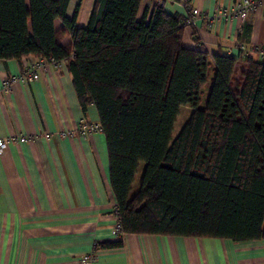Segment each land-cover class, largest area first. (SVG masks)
I'll use <instances>...</instances> for the list:
<instances>
[{"label":"trees","instance_id":"trees-1","mask_svg":"<svg viewBox=\"0 0 264 264\" xmlns=\"http://www.w3.org/2000/svg\"><path fill=\"white\" fill-rule=\"evenodd\" d=\"M141 2L93 0L78 27L79 1L67 17L68 0H0V59L65 63L81 110L95 108L123 235L264 238V62L208 53L196 35L201 47H186L184 10L138 14ZM183 105L191 111L170 140Z\"/></svg>","mask_w":264,"mask_h":264},{"label":"crops","instance_id":"crops-1","mask_svg":"<svg viewBox=\"0 0 264 264\" xmlns=\"http://www.w3.org/2000/svg\"><path fill=\"white\" fill-rule=\"evenodd\" d=\"M77 1L76 24L83 27L93 0H68L67 17ZM236 1L190 3L211 15ZM156 2L142 0L138 14ZM162 8L169 14L183 12L171 1ZM54 24L57 28L61 22ZM194 35L208 53L264 62V5H255L243 20H197L195 27L183 30L186 47H201L194 44ZM69 41L65 37L62 44ZM21 60L0 59V86L23 68ZM241 69L238 65V74ZM79 123L97 124V114L91 104L81 110L63 61L47 65L36 81L14 82L8 92L0 91V138L8 139L0 152V264H80L87 253L95 256L89 264H264V238L124 234L120 246L95 248V243L118 240L110 232L115 200L101 131L60 134ZM28 135L24 142L9 140Z\"/></svg>","mask_w":264,"mask_h":264},{"label":"built area","instance_id":"built-area-1","mask_svg":"<svg viewBox=\"0 0 264 264\" xmlns=\"http://www.w3.org/2000/svg\"><path fill=\"white\" fill-rule=\"evenodd\" d=\"M163 1L159 0L158 2ZM181 7L184 10V14L181 18V25L185 27H191L195 26V22L197 20H201L203 18L204 21L206 20H213L220 17H231L236 16L239 19L243 20L247 13L255 6H263L264 0H237L233 5L230 7H223V9H219L217 12L207 15L206 13H203V17H201L200 13L201 11L199 9H195V7H192L191 4H184V0H180ZM162 4V3H161ZM239 51L242 53L246 52L244 47L240 44L236 47ZM21 63L23 68L14 76H11L10 78L4 79L1 82L0 91L2 92H8L10 90V86L14 82H32L36 81L40 77L41 71L45 69L47 65H53L57 66L59 62L53 61V60H47L45 58H38L34 59L31 57H21ZM100 128L97 124H88V123H79L76 128L72 131H61V135L65 136H73L74 134H79L80 136L86 135L88 133H91L93 131H99ZM45 137H47V133H43ZM31 135L20 136L18 139H15L13 136L9 138V140H16L19 142H24L28 138H30ZM8 143L7 138H0V152H3L6 149ZM112 216H113V224L111 226V234L116 238L120 239L123 236L119 216L115 207V204L112 206ZM93 253H87L83 255L80 259V264H89L94 259Z\"/></svg>","mask_w":264,"mask_h":264},{"label":"rangeland","instance_id":"rangeland-1","mask_svg":"<svg viewBox=\"0 0 264 264\" xmlns=\"http://www.w3.org/2000/svg\"><path fill=\"white\" fill-rule=\"evenodd\" d=\"M158 1L159 0H157L156 4L160 5L161 3L163 4V2L165 0L160 1V2H158ZM174 3L179 4L181 6L180 0H176V1H174ZM192 7H195V6L192 5ZM196 8L197 7H195V9ZM200 15H201V17L204 16L202 11H201ZM201 20H203V18H201ZM187 28H190V27H187ZM196 43L202 45L201 42L199 43L198 41H196ZM238 75H240V74L237 73V67H236L235 73L232 76L233 83L237 82V76ZM212 76H213L212 71L209 69L208 72H207L206 82H205V84L203 85V87L200 90L199 104H198V106L200 108H202L205 105V99H206V96H207L208 88L210 86V82L212 80ZM190 111H191V107H189L188 105H183V106L179 107L178 114L176 115L175 121L173 123L172 130H171V138H170V140H172L176 136V134L180 130L182 124L184 123V121L188 117ZM143 168H144V162H139L137 170H136L135 175H134L133 182L131 184V189H130L129 195H132L137 190V188H138V186L140 184L141 174H142Z\"/></svg>","mask_w":264,"mask_h":264}]
</instances>
